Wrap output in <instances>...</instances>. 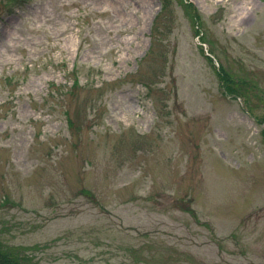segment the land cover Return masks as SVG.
<instances>
[{"label": "rangeland", "instance_id": "1", "mask_svg": "<svg viewBox=\"0 0 264 264\" xmlns=\"http://www.w3.org/2000/svg\"><path fill=\"white\" fill-rule=\"evenodd\" d=\"M0 244L264 264V0H0Z\"/></svg>", "mask_w": 264, "mask_h": 264}, {"label": "trees", "instance_id": "2", "mask_svg": "<svg viewBox=\"0 0 264 264\" xmlns=\"http://www.w3.org/2000/svg\"><path fill=\"white\" fill-rule=\"evenodd\" d=\"M9 250L11 249L4 247L2 244H0V256L2 257V259L7 260L8 262H10V264H26L24 261L23 263H21L18 257L14 260Z\"/></svg>", "mask_w": 264, "mask_h": 264}]
</instances>
